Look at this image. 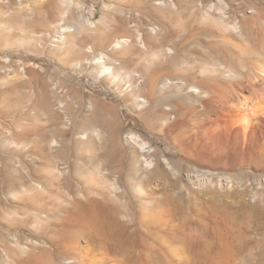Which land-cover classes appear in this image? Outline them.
<instances>
[{
  "label": "rangeland",
  "instance_id": "1",
  "mask_svg": "<svg viewBox=\"0 0 264 264\" xmlns=\"http://www.w3.org/2000/svg\"><path fill=\"white\" fill-rule=\"evenodd\" d=\"M252 5L0 0V264H256L264 159L203 133L208 105L185 90L132 103L152 76L208 79L195 51Z\"/></svg>",
  "mask_w": 264,
  "mask_h": 264
},
{
  "label": "bare ground",
  "instance_id": "2",
  "mask_svg": "<svg viewBox=\"0 0 264 264\" xmlns=\"http://www.w3.org/2000/svg\"><path fill=\"white\" fill-rule=\"evenodd\" d=\"M224 6L228 8L227 4ZM250 10L252 11L248 12L249 15H233L232 26L225 27L220 33L210 31L208 36L212 37V40L206 42L207 49L195 51L194 62L202 64V71L208 79H202L194 86L184 77L174 80L169 76H152V80L143 83L141 87L137 83L133 85L134 91L143 93L132 100L135 109H150L158 105L159 98L164 93L170 90H185L208 105L203 108L201 114L204 116L200 123L203 133L223 144L236 146L264 159V5L253 6ZM201 33L193 28L186 33L184 43H194L197 35ZM123 42L124 40L116 41L113 48H120ZM86 52L95 54L92 49ZM163 55L171 59L177 57L178 53L174 49H166ZM106 58L104 53L94 55L93 64L101 65L104 72L110 74L114 68L106 66ZM186 71L182 70L184 75L197 73L195 68ZM225 86L229 91L228 95L222 93ZM173 106L180 109L177 102H173ZM169 110L172 111L171 108ZM155 115L168 117L165 121L167 125L171 124L170 113L158 109L155 110ZM172 127L171 125L167 128L168 133ZM124 141L146 154L148 164L154 162L156 153L139 136L127 135ZM161 161L167 164L165 159ZM256 212L258 220L255 228V260L256 264H264V205H257Z\"/></svg>",
  "mask_w": 264,
  "mask_h": 264
},
{
  "label": "built area",
  "instance_id": "3",
  "mask_svg": "<svg viewBox=\"0 0 264 264\" xmlns=\"http://www.w3.org/2000/svg\"><path fill=\"white\" fill-rule=\"evenodd\" d=\"M135 16H136V17H138V15H137V14H135ZM153 30H156V29L154 28Z\"/></svg>",
  "mask_w": 264,
  "mask_h": 264
}]
</instances>
